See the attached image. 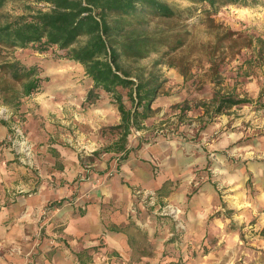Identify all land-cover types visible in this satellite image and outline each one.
Returning a JSON list of instances; mask_svg holds the SVG:
<instances>
[{"label":"rangeland","instance_id":"1","mask_svg":"<svg viewBox=\"0 0 264 264\" xmlns=\"http://www.w3.org/2000/svg\"><path fill=\"white\" fill-rule=\"evenodd\" d=\"M165 1L189 6L185 0ZM252 1L257 4L219 8L211 17L213 23L198 7L189 19L187 15L178 21L153 19L147 26L148 32L187 31L190 35L185 47L173 55L176 67L164 62L155 67L159 54L126 62L135 72H158L163 81L145 129L133 128L131 134L137 143L168 147L166 155L175 154L171 167L173 161L189 164L194 175L185 174L178 180L188 181L191 195L184 205L170 200L160 203L155 191L137 188L130 209L139 220L132 236L136 258L132 255L126 260L128 254L113 249L102 235L89 245L95 248L91 251L94 264H264V0ZM27 4L25 0L9 1L3 14L10 18L27 14ZM218 32L229 39L216 52L219 68L213 71L207 46L214 45ZM55 53L17 49L0 54V66L19 61L27 68L36 67L41 78L39 90L25 97L21 83L0 69V89L6 88V93L0 91V130L7 134L4 148L15 158L11 177L18 173L19 180L13 184L52 181L53 176L43 173L42 177L40 171L44 168L53 173L58 165L54 168L40 162L50 154L58 158L57 147L77 154L85 173L72 183H76V195L71 202L80 215L86 200L93 202L100 195V187L115 176V166L120 163V159L115 161L118 157L114 160L104 152L117 137L109 129L116 105L104 92L95 104L86 103L91 80L81 65L57 58L63 52ZM216 93H235L254 102L214 117ZM15 94L20 103L7 102ZM123 94L130 108L126 91ZM45 147L48 151H41ZM100 162L105 169H100ZM106 164L113 165L112 169L107 170ZM85 182L88 189L82 190L80 185ZM49 183V188H56L54 182ZM11 191L13 198L38 193L36 187ZM103 204L104 222L115 213H108L107 203ZM59 211L44 205L23 220L12 219L20 228L26 227L15 235L8 229L0 237V264H79L73 252L96 238L86 236L68 243L60 236ZM193 212L204 217L190 219ZM137 249L143 252L137 253Z\"/></svg>","mask_w":264,"mask_h":264},{"label":"trees","instance_id":"2","mask_svg":"<svg viewBox=\"0 0 264 264\" xmlns=\"http://www.w3.org/2000/svg\"><path fill=\"white\" fill-rule=\"evenodd\" d=\"M9 1L14 0H0V54L17 49H31L39 54L60 51L64 54L57 58L81 65L93 84L86 103L95 104L103 92L112 97L121 115V123L109 129L119 136L121 144L127 142L133 128L141 130L143 122L152 116L153 103L163 85L158 72L146 74L144 69L135 72L126 62H137L159 54L155 67L163 62L176 67L173 55L185 47L190 35L187 31L148 32L146 28L150 22L153 19L178 21L183 15L189 19L199 7L213 23L211 17L221 7L257 4L252 0H185L189 6L178 7L165 0H25L30 3L26 6L29 12L10 18L2 11ZM224 35L218 32L214 45L207 46L211 49L208 56L213 71L219 68L216 52L221 49L222 42L229 39ZM0 69L10 74L14 82L21 83L23 96H31L39 90L41 78L36 67L27 68L19 61H9ZM5 90L0 89L1 92ZM124 91L131 102L130 108L125 103ZM9 100L16 105L20 103L17 94L7 98V102ZM253 102L235 93H216L213 115ZM113 150L119 151L121 147L108 148L110 152ZM63 203H52L50 207H60ZM88 252L75 254L80 264H88L85 260L86 257L91 259L89 255L85 256Z\"/></svg>","mask_w":264,"mask_h":264},{"label":"crops","instance_id":"3","mask_svg":"<svg viewBox=\"0 0 264 264\" xmlns=\"http://www.w3.org/2000/svg\"><path fill=\"white\" fill-rule=\"evenodd\" d=\"M115 109L116 111H111L114 115V120L113 122L109 121L112 126L121 123V115L117 107ZM104 112L105 110L103 113ZM215 116L217 115H214V117ZM146 122L147 120L143 122L141 130L145 129ZM6 135V133L0 130V237H3V234H8V229L11 235L23 233L26 226L23 225V228H20V223H14L15 221L11 222L12 219L16 218V221L17 219L19 221L23 220L32 213H35L36 208H40V206L51 205L52 203L63 201L64 203L60 207H57L60 210L58 221L61 226H63V231H61L60 236L68 243L71 240L75 241L77 238L82 239V237L86 236H89L91 239L96 238L94 241L86 243L82 249H78L81 251L73 252L74 255L89 250L85 256L89 255L91 259L86 257L85 260L88 264H94L91 251L95 248L90 247L98 240L97 238L103 235L113 249L119 252H126L128 255L125 259L130 260L132 255V258H136V250L133 249L135 240L132 236L133 231H137L135 225L139 223V220L130 212L131 205L134 203L135 190L137 188L153 190L156 192L160 203L170 200L181 205H184V202L188 201L189 195H191V187L188 181L182 183L178 180L179 177L185 174H187V176H189V174L190 176L194 175L193 172H191V167L189 168V164L187 165L185 163L186 165L183 166L173 160V166L171 167L170 162L175 154L171 155V157H169V155L167 156L166 150L168 147L163 146L161 143L141 144L140 141L137 143L135 140L136 138L134 136L132 137V134L129 135L126 143L121 144L119 136H117L104 148V152L110 153L113 159L118 157L116 160L114 159L115 161L120 159V163H117L115 166V176L100 187L97 192L100 193V195L96 197L100 199L96 200L95 198L93 202L87 199L84 203L85 206H80L85 212L81 211V214L78 215L76 212L79 208L71 202L73 196L76 195L74 192L76 183H72L77 177L84 174L85 170L77 154L67 152L65 149L57 147L54 153L57 154V156L58 154L60 155L58 158H54L52 154H50L48 158H44L40 162H44V164L45 162L49 163L55 166L54 168L58 165L57 167L59 169L56 168L53 173L46 171L44 168L41 169L42 173L40 171L41 176L43 173L50 178L53 176L54 178L52 181L47 180L38 184L37 180L32 179L21 180L13 184L15 179H19L17 178L18 173H16L15 178L11 177V168H14V163L12 162L15 158L13 153H10L7 148H4L5 144L3 139L6 138ZM116 145L121 147V150L108 151V148ZM41 151H48V148L45 147V150ZM126 152L129 153L124 158ZM96 153L98 154V152ZM98 165L100 169H105V163L100 162ZM111 166L113 167L111 164H106V169L109 170ZM21 174L23 175L24 173L21 172ZM28 175L30 176V173H28ZM49 182H54L56 188H49L47 186L50 184ZM88 185L87 182L81 183L80 188L82 190L88 189ZM60 186H66L68 189L63 188L64 190H62ZM32 187L38 189L36 196L26 197L23 195L13 198L11 195V190L13 189H30ZM75 191L77 193V190ZM103 203H107L106 207H109L108 213H115V215L111 217V220L104 222L103 219H101V211L104 206ZM118 209L121 210L118 211ZM190 215V219H200V217H204L203 213L200 214L198 212H193ZM14 224H16V226ZM197 224L200 226L199 222ZM66 241H64V243L69 247ZM90 244L92 245L89 246ZM127 249L134 254H129ZM138 252H143V250L137 249V253ZM77 262L79 263L78 259Z\"/></svg>","mask_w":264,"mask_h":264},{"label":"built area","instance_id":"4","mask_svg":"<svg viewBox=\"0 0 264 264\" xmlns=\"http://www.w3.org/2000/svg\"><path fill=\"white\" fill-rule=\"evenodd\" d=\"M148 199H150L152 201V200H154V196L148 195Z\"/></svg>","mask_w":264,"mask_h":264},{"label":"bare ground","instance_id":"5","mask_svg":"<svg viewBox=\"0 0 264 264\" xmlns=\"http://www.w3.org/2000/svg\"><path fill=\"white\" fill-rule=\"evenodd\" d=\"M244 12H246V11L244 10Z\"/></svg>","mask_w":264,"mask_h":264}]
</instances>
